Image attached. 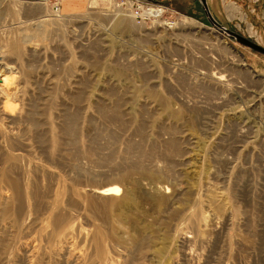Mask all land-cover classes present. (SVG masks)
I'll use <instances>...</instances> for the list:
<instances>
[{
	"label": "rangeland",
	"instance_id": "374dc122",
	"mask_svg": "<svg viewBox=\"0 0 264 264\" xmlns=\"http://www.w3.org/2000/svg\"><path fill=\"white\" fill-rule=\"evenodd\" d=\"M206 1L264 47L262 0ZM202 10L0 0V264H264V55Z\"/></svg>",
	"mask_w": 264,
	"mask_h": 264
},
{
	"label": "water",
	"instance_id": "95a60500",
	"mask_svg": "<svg viewBox=\"0 0 264 264\" xmlns=\"http://www.w3.org/2000/svg\"><path fill=\"white\" fill-rule=\"evenodd\" d=\"M202 11H204L206 18L208 19L209 23L223 36L235 41L242 47L249 48L250 50L264 55V47H261L260 45L256 44L255 42L249 40L248 38L243 37L242 35L227 29L226 27L222 26L220 23H218L211 15V12L208 7V3L206 0H198Z\"/></svg>",
	"mask_w": 264,
	"mask_h": 264
},
{
	"label": "bare ground",
	"instance_id": "6f19581e",
	"mask_svg": "<svg viewBox=\"0 0 264 264\" xmlns=\"http://www.w3.org/2000/svg\"><path fill=\"white\" fill-rule=\"evenodd\" d=\"M29 1V0H28ZM32 1H44V0H32ZM37 4H41V3H37ZM37 7V6H36ZM33 8V7H32ZM139 17V16H138ZM39 25L43 24L44 22L48 21V19H46V17H43V18H38V19H35ZM35 22V21H34ZM33 23V22H32ZM41 23V24H40ZM48 24V23H47ZM38 25V24H37ZM113 28V27H112ZM114 28L116 29H124V27H122V20L120 19H117L115 22H114ZM128 29L127 27H125L124 30ZM69 123H70V127L67 128L66 132L68 133V135H70L72 133V122L71 120L69 119ZM120 193V189L119 187H116L115 185H107L105 187H102V188H99L97 190H92V194L93 195H97V196H109V195H114V194H118ZM31 251L34 252L35 251V247L32 246L31 247Z\"/></svg>",
	"mask_w": 264,
	"mask_h": 264
},
{
	"label": "crops",
	"instance_id": "0c3cea01",
	"mask_svg": "<svg viewBox=\"0 0 264 264\" xmlns=\"http://www.w3.org/2000/svg\"><path fill=\"white\" fill-rule=\"evenodd\" d=\"M262 6H263V9H264V0H262ZM264 11V10H263Z\"/></svg>",
	"mask_w": 264,
	"mask_h": 264
}]
</instances>
